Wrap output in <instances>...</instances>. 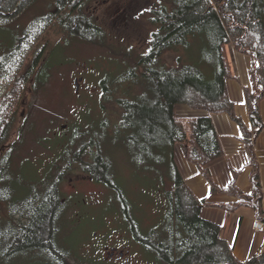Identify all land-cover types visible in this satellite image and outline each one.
Instances as JSON below:
<instances>
[{
	"label": "flooded vegetation",
	"instance_id": "1",
	"mask_svg": "<svg viewBox=\"0 0 264 264\" xmlns=\"http://www.w3.org/2000/svg\"><path fill=\"white\" fill-rule=\"evenodd\" d=\"M121 1L15 0L7 8L0 0V26L2 18L16 21L25 13L21 24L2 30L18 32V42L34 50L28 65L35 66L31 81L40 76L47 82L59 68L58 76L72 81L70 94L77 103L64 104L68 96L62 99L58 93L63 104L36 107L37 120L22 101L18 114L21 125L27 120L29 127L21 132L40 130L33 135L42 146L35 163L28 155L24 162L17 158L15 142H22L17 136L0 145V156L10 160L5 173L16 179L36 168L46 179L42 199L52 208L48 221H32L11 202L10 221H0V264H166L160 250L166 232L174 253L172 224L158 218L154 209L144 217L145 192L164 198L168 189L154 181L152 190L144 186V178L159 176L161 155L156 143L141 138L134 110L155 104V89L146 97L143 77L145 63L158 60L154 50L150 54L158 27L149 19L153 30L145 51L115 36L123 35L129 16L127 1ZM159 4L153 1L151 16ZM55 52H60L59 62L51 60ZM86 62V72H77ZM23 163L27 170L20 173ZM28 201L32 203L31 196ZM2 205L0 200V210ZM98 209L109 211L99 218Z\"/></svg>",
	"mask_w": 264,
	"mask_h": 264
},
{
	"label": "trees",
	"instance_id": "2",
	"mask_svg": "<svg viewBox=\"0 0 264 264\" xmlns=\"http://www.w3.org/2000/svg\"><path fill=\"white\" fill-rule=\"evenodd\" d=\"M14 1L3 0L4 7L10 8ZM150 21L158 27L153 34L150 49V54L154 50V57L157 55L158 60L154 65L145 63L148 67L143 77V90L147 97L148 92L155 89L156 100L155 104L148 106L145 103L134 110L142 125L141 138L146 143H156V151L161 155L158 162L159 176L155 179L144 178V186L149 184L153 188L154 181L162 189H168V194L165 197L163 195L164 198L155 194V199H152L145 192L149 202L152 199L153 204L160 206L154 208L157 217L168 221L174 228V253L169 249V232L160 240L163 260L166 264H264V248L260 254L255 253L244 260L238 259L233 252L232 243L221 236L220 225L202 215L206 205L217 206L227 212L248 207L257 220L264 222L263 191L254 149V141L264 127L260 111V102L264 96V23L258 14L256 2L162 0ZM8 24L4 23L0 28L5 33V36L0 37V81L6 85V90L0 96V145L11 135L18 100L25 87H30L28 84L34 74V66L25 64L27 72H22L21 69L23 63L27 62L29 53L34 50L24 48V43L18 42V32L12 34L2 30L11 26ZM229 45L248 55L251 60V84L245 88L251 124L249 128L235 114L234 102L228 97L225 88V79L232 76L226 51ZM180 46L189 48V62L184 63L177 58L174 66H169L162 61V54L166 50H174ZM152 79H155L154 87L151 84ZM45 80L40 76L35 78L32 82L33 89L43 87ZM180 103L192 109L205 110L208 115L176 116L174 108ZM224 112L240 125L242 131L240 140L247 155L245 165L250 168L249 193L243 192L237 185L239 170L233 169L229 183L219 186L214 182L208 168L211 162L223 155L220 139L209 115ZM20 132L21 130L17 134V140L25 138L26 131ZM18 143L16 141L15 145ZM34 143L35 147L40 146L39 142ZM176 144L181 147L186 160L195 164L199 173L208 181L211 192L223 193L235 197L236 200L217 203L199 200L179 173L174 158ZM28 154L29 149L25 156ZM25 156L21 157L23 162ZM9 168L10 160L1 155L0 200L3 205L0 221H10L14 212L13 205H19L18 210L21 209L23 215L27 213L32 221H48L52 208L49 210L42 199L47 190L46 179L36 168H33V173L29 176L10 178L5 173ZM30 196L32 203L28 204Z\"/></svg>",
	"mask_w": 264,
	"mask_h": 264
},
{
	"label": "crops",
	"instance_id": "3",
	"mask_svg": "<svg viewBox=\"0 0 264 264\" xmlns=\"http://www.w3.org/2000/svg\"><path fill=\"white\" fill-rule=\"evenodd\" d=\"M239 53L232 48L229 50V68L232 76L225 79V88L228 97L234 102L235 114L249 128L251 124L247 112L245 88L250 87L251 84L249 78L251 60L243 53H240L243 54L242 57H238ZM260 111L264 123V96L260 102ZM182 113L178 114L175 108V114L179 117L208 115L205 110L192 109L186 104ZM209 116L223 149V155L208 165L214 182L219 186H226L232 179L233 169H237L240 171L237 185L243 192L249 193L251 191L250 168L245 165L247 155L240 140L242 134L240 125L225 112L211 113ZM254 149L260 170L263 191L262 209L264 210V127L254 141ZM174 158L183 181L199 200L216 203L236 200L235 197L223 193L211 192L208 181L199 173L195 164L186 160L181 147L177 144ZM202 215L205 219L220 225L221 236L232 243L233 252L238 259L244 260L255 254L259 247L264 246V233L256 232L254 229L253 223L257 219L250 208L240 207L234 212H227L220 207L206 205L203 207Z\"/></svg>",
	"mask_w": 264,
	"mask_h": 264
},
{
	"label": "rangeland",
	"instance_id": "4",
	"mask_svg": "<svg viewBox=\"0 0 264 264\" xmlns=\"http://www.w3.org/2000/svg\"><path fill=\"white\" fill-rule=\"evenodd\" d=\"M124 1L125 2L127 1V3H128L127 5H128V9H129V16H128V18H126V23L124 24L123 35L120 33H116L114 35L115 36L120 35V37H124L125 43H128V44L130 43V44L134 45L137 48V50H139V51H141V50L145 51L148 47L149 35H150L151 31L153 30V26L149 21V19H151V17H152L149 13V9L152 7L154 0H124ZM161 1L162 0H159L160 3H161ZM255 2H256L258 14L261 18V21L264 23V0H255ZM140 10H143V11H140ZM23 15L17 17L16 21L12 20L10 18L9 19L2 18L1 21H2V23L3 22L9 23L8 25H11V26H13L14 23H16L17 21L21 24L23 22V20H24L23 18L25 16V15L24 16ZM3 25H4V23H3ZM3 25H1L0 27H3ZM6 32L9 33L8 31H6ZM2 36H5V33L0 30V37H2ZM10 37H11V35H10ZM230 48L233 49V47L231 45H229L226 48L228 61H229V50H230ZM188 49L184 48L183 46H180L174 50L168 49L162 54V61L164 63H168L169 66H174L177 58H179V60H181L184 63L189 62V57H188V51L189 50ZM87 50L88 49L81 48L80 53L81 54L86 53L88 55ZM241 55H243V54L239 53L238 57H242ZM53 56L55 57V59H51L53 61L56 60L59 62V59H61L60 58V52H55L53 54ZM32 57H33V53H31V54L29 53V55L27 56V62H24L23 66L21 67V69L23 70L22 72L28 71L27 67L25 68V64H26V66H27V64L31 65V58ZM244 57H245V55H244ZM79 59L84 60L83 56H80ZM56 61L51 62V63H57ZM53 65H56V64H53ZM88 67H89V64L87 62H86V68L79 65L77 67V72L78 71L86 72ZM112 67L114 69L115 66H112ZM56 71L60 72L61 70H59V68H56ZM56 71L53 70V72H55V75L49 81H47L43 87H36L33 89V87H32L33 81H31V83L28 84V85H30V87H25V90L22 92V95L18 100V107H17L18 110H16L15 115H14L16 119L14 121V127L12 129L11 136H13V137L18 136L17 134H18L19 130L21 129V131H23L28 125L27 120H25L24 123L21 125V121L23 120V118H21V116L18 114L19 109L22 106V101H25L24 105H26L28 108H30V111L33 112L32 119H37V120L39 119V117H38V114H36V111H37L35 109L36 107L63 104L61 102H58V100L60 99L58 93L60 94V96H62V99H65L66 96H68L66 98L64 104H67V105L75 104V105H77V103L74 100H72L71 94H70L72 89H73L71 86L72 81L69 80L68 78H66V79L60 78L58 76V72H56ZM33 73H35L34 68H33ZM4 90H6V85L0 81V96L4 93L3 92ZM65 92H66V94H64ZM184 106H185V104H183V103L177 104L175 106L178 114H183L182 109ZM28 127H29V125H28ZM39 132H40V130L37 127L32 128L31 131H29L27 128V131L24 134L25 139L23 137L22 142H20V144L18 143V145L16 146V152L18 151V154H20V157L17 156L18 159L25 156L27 149H32L31 155L28 154V156H30V159L32 161L39 160L42 157L41 156L42 155L41 154L42 153V146L40 145L39 147H35V143H34L35 136H33V135H35V133H39ZM33 139H34V141H33ZM15 157L16 156H14V158ZM19 170L21 171L20 173H24V171L27 170V164L23 163L22 165H20ZM146 187L148 190L152 188L149 184ZM151 198L155 199V195L154 196L151 195ZM152 199L149 202V199L147 197L144 198L143 211H144V217L145 218L149 217V211L150 210L159 206V204L158 205H156L155 203L153 204ZM108 211H109V209H106V210L98 209L97 213H99V215L101 216L99 218H102L106 212L108 213Z\"/></svg>",
	"mask_w": 264,
	"mask_h": 264
},
{
	"label": "built area",
	"instance_id": "5",
	"mask_svg": "<svg viewBox=\"0 0 264 264\" xmlns=\"http://www.w3.org/2000/svg\"><path fill=\"white\" fill-rule=\"evenodd\" d=\"M253 227H254V229L256 230V232L264 233V222L259 221V220H256V221H254V223H253ZM263 248H264L263 246H262V247H259V248L256 250V254H260V253H262Z\"/></svg>",
	"mask_w": 264,
	"mask_h": 264
}]
</instances>
